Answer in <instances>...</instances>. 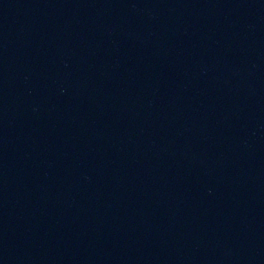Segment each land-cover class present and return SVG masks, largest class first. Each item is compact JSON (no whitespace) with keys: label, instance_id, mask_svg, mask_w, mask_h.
Listing matches in <instances>:
<instances>
[{"label":"water","instance_id":"95a60500","mask_svg":"<svg viewBox=\"0 0 264 264\" xmlns=\"http://www.w3.org/2000/svg\"><path fill=\"white\" fill-rule=\"evenodd\" d=\"M0 264H264V0H0Z\"/></svg>","mask_w":264,"mask_h":264}]
</instances>
